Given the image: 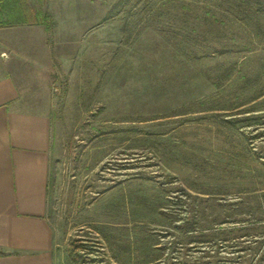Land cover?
<instances>
[{
  "label": "rangeland",
  "instance_id": "1",
  "mask_svg": "<svg viewBox=\"0 0 264 264\" xmlns=\"http://www.w3.org/2000/svg\"><path fill=\"white\" fill-rule=\"evenodd\" d=\"M3 14L4 57L40 52L56 264H264V0Z\"/></svg>",
  "mask_w": 264,
  "mask_h": 264
},
{
  "label": "crops",
  "instance_id": "2",
  "mask_svg": "<svg viewBox=\"0 0 264 264\" xmlns=\"http://www.w3.org/2000/svg\"><path fill=\"white\" fill-rule=\"evenodd\" d=\"M20 32L22 44L30 42L40 48V34L34 40L30 27ZM3 53L2 50L0 264H56L58 248L49 218L53 124L41 100L40 52L16 50L7 57Z\"/></svg>",
  "mask_w": 264,
  "mask_h": 264
},
{
  "label": "trees",
  "instance_id": "3",
  "mask_svg": "<svg viewBox=\"0 0 264 264\" xmlns=\"http://www.w3.org/2000/svg\"><path fill=\"white\" fill-rule=\"evenodd\" d=\"M8 1L9 0H0V27H4V26H10L11 23H6L3 19L4 17V10L8 7ZM26 2V0H24ZM14 9L10 8V12L9 15L10 17H14L15 13H14ZM21 19H23V22H36V23H48V19L45 17V15L41 12V11H37V10H32V9H27V8H23L20 17Z\"/></svg>",
  "mask_w": 264,
  "mask_h": 264
}]
</instances>
